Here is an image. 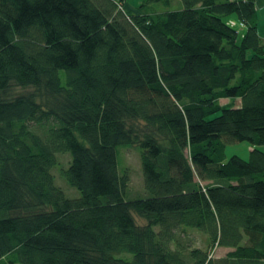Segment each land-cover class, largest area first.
Returning <instances> with one entry per match:
<instances>
[{"label":"trees","instance_id":"obj_1","mask_svg":"<svg viewBox=\"0 0 264 264\" xmlns=\"http://www.w3.org/2000/svg\"><path fill=\"white\" fill-rule=\"evenodd\" d=\"M127 1L0 0V264H264L256 0Z\"/></svg>","mask_w":264,"mask_h":264},{"label":"rangeland","instance_id":"obj_2","mask_svg":"<svg viewBox=\"0 0 264 264\" xmlns=\"http://www.w3.org/2000/svg\"><path fill=\"white\" fill-rule=\"evenodd\" d=\"M141 1L142 0H128L127 9L128 10H136V9L138 10L141 7V4H142ZM169 1H171V4L167 7L163 0H145V7H144L145 12L162 14L164 12L176 10L177 8L182 7V3L180 0H169ZM216 1L220 2L223 0H216ZM257 6H258L257 31H258L261 43L264 44V0H257ZM232 19L233 20L228 21V25L231 26L234 30H236V32L239 34V37H241L243 32L245 31V27L242 25L241 22L237 21L235 18H232ZM27 91L21 88H14V89H11L10 93L11 95H16V94L25 93ZM239 101H240L239 99H236V100L226 99V100H220L219 103H220V106L234 108L235 106L238 105ZM257 149L264 152V146H259L257 147ZM250 150H251L250 144L247 142L228 143L225 145V160H228L232 156H238L243 160H248ZM121 157L124 160L125 164H129V166H131L132 173L135 174L136 170L134 169H137L138 171L139 169L138 165H140V161H139L137 153L134 152L133 150H127V151L125 150L121 153ZM123 160H121L122 163H123ZM65 161L63 160V164L66 163ZM118 164H119V168H118L119 173H122L123 165L121 164L120 161H118ZM140 174L142 175L141 168H140ZM58 178L59 177L57 176V179ZM58 182H61V181H58ZM133 182H135L138 187L140 186V182L139 180H136V178L134 179ZM142 189H143V185H142ZM130 193H132V195H135V190L130 189ZM127 198L130 199V198H137V197H130L129 189H128ZM135 219L138 224L143 223L142 220L138 218L137 216L135 217ZM189 233H190V238L192 239L196 247H200V248L207 247V239L205 236H203V234L196 232V231H189ZM227 251L229 250L224 249V248H214L212 250L211 255L213 254V256L215 257H220V256H223Z\"/></svg>","mask_w":264,"mask_h":264},{"label":"crops","instance_id":"obj_3","mask_svg":"<svg viewBox=\"0 0 264 264\" xmlns=\"http://www.w3.org/2000/svg\"><path fill=\"white\" fill-rule=\"evenodd\" d=\"M256 2H257V0H256Z\"/></svg>","mask_w":264,"mask_h":264}]
</instances>
